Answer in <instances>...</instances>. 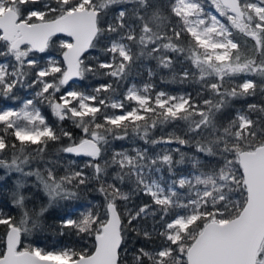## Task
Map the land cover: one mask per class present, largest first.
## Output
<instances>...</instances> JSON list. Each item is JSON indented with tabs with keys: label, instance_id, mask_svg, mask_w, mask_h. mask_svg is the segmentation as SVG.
Returning <instances> with one entry per match:
<instances>
[{
	"label": "snow or ice",
	"instance_id": "obj_1",
	"mask_svg": "<svg viewBox=\"0 0 264 264\" xmlns=\"http://www.w3.org/2000/svg\"><path fill=\"white\" fill-rule=\"evenodd\" d=\"M0 264H264V0H0Z\"/></svg>",
	"mask_w": 264,
	"mask_h": 264
},
{
	"label": "trees",
	"instance_id": "obj_2",
	"mask_svg": "<svg viewBox=\"0 0 264 264\" xmlns=\"http://www.w3.org/2000/svg\"><path fill=\"white\" fill-rule=\"evenodd\" d=\"M140 78L141 77H137V81H139ZM145 78H146V73H145ZM88 82L89 83H97V81H94V80L88 81ZM156 83H157V86L159 88H165V89L174 90V91L175 90H181L182 88H188L187 85L180 86V85L171 84V83H161L159 77L156 78ZM189 90H191V89L189 88ZM255 102H259L258 97L255 98ZM2 103L12 104L13 102L12 101H6V102H2ZM41 107L43 108L44 106H41ZM44 110L46 112L48 111L46 108H44ZM48 114L50 116V113H48ZM117 143H122V142H117ZM165 175H167L166 172H165ZM147 199H148L147 197L136 198L135 203L140 204L144 200H147ZM101 200H102V197L97 192L89 191L85 194H82L80 203H88L89 201L99 203V201H101ZM59 214H60L59 209H54L53 210V218L48 221L49 224L53 225V228H55L58 225V221L54 217L56 215H59ZM134 235L135 234H132L133 238L129 239V242H128L129 248L139 247L141 244L144 243L143 239H139V240L135 239ZM35 239L39 241L41 246L52 247V246L57 245L59 243L67 242L69 239L74 240L75 237L60 236L54 230H46L42 233H37Z\"/></svg>",
	"mask_w": 264,
	"mask_h": 264
},
{
	"label": "rangeland",
	"instance_id": "obj_3",
	"mask_svg": "<svg viewBox=\"0 0 264 264\" xmlns=\"http://www.w3.org/2000/svg\"><path fill=\"white\" fill-rule=\"evenodd\" d=\"M50 248V247H49Z\"/></svg>",
	"mask_w": 264,
	"mask_h": 264
}]
</instances>
